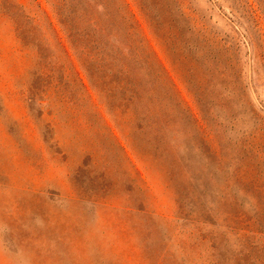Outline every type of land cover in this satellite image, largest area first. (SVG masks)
Returning <instances> with one entry per match:
<instances>
[{
  "label": "rangeland",
  "instance_id": "obj_1",
  "mask_svg": "<svg viewBox=\"0 0 264 264\" xmlns=\"http://www.w3.org/2000/svg\"><path fill=\"white\" fill-rule=\"evenodd\" d=\"M14 2L48 53L0 1V264H264V0ZM85 4L148 62L138 111L59 23Z\"/></svg>",
  "mask_w": 264,
  "mask_h": 264
},
{
  "label": "trees",
  "instance_id": "obj_2",
  "mask_svg": "<svg viewBox=\"0 0 264 264\" xmlns=\"http://www.w3.org/2000/svg\"><path fill=\"white\" fill-rule=\"evenodd\" d=\"M0 1L4 11L10 15L17 26L18 37L27 42L26 46L34 44L36 47H33L41 54L48 53L46 46L40 40L37 26L25 14L21 6L13 3V0ZM101 9L99 6L88 4L65 6L61 8L59 23L72 45L80 50L90 81L101 87H106L108 91L117 90L121 99L128 101L138 111L139 103L144 101L147 95L148 62L134 47L135 43L129 39V34H127L129 28L124 30V27L114 17H111L110 10L106 8V12L103 13L105 8ZM58 40L61 47L67 50L61 39L58 38ZM204 42L213 52L219 51L214 43ZM198 46L196 45V47ZM64 52L68 55L67 51ZM142 52L144 51L142 50ZM222 57H224L223 54ZM214 63L219 70L225 62L219 58ZM49 64V58L46 55L40 62L39 68L43 72V69ZM76 75L84 86L79 73L76 72ZM225 76V74H221L222 82H224ZM192 181L188 183L189 205L203 216L208 217L205 213L211 212V209L207 200L206 185L200 181L197 184Z\"/></svg>",
  "mask_w": 264,
  "mask_h": 264
}]
</instances>
